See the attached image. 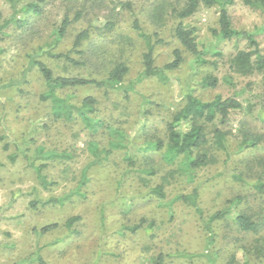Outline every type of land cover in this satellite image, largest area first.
<instances>
[{
	"label": "rangeland",
	"instance_id": "rangeland-1",
	"mask_svg": "<svg viewBox=\"0 0 264 264\" xmlns=\"http://www.w3.org/2000/svg\"><path fill=\"white\" fill-rule=\"evenodd\" d=\"M157 1L106 0L105 8L90 12L76 23L68 39L57 49L68 51L73 46L72 35L87 27L89 20L94 27H100L105 23L104 18L112 16L117 22V32L110 38L116 42L112 47L120 45L117 61L127 62L126 82L135 84V91L129 93L128 100L120 93H112L106 98L103 91L93 88L72 91V101L76 104L88 95L98 97L101 101L99 116L106 124L121 129L127 144L137 143L131 144L132 150L138 147L133 152L134 166L125 160L121 151L115 152L102 165L88 169L90 182L85 186H80L79 181L92 161L87 141L96 137L102 146H107V139L114 135L107 130L95 132L87 129L81 120L76 123L56 120L50 103L40 100L46 90L41 75L37 69L29 67V55L35 54L38 46L52 39L55 26L60 24L68 9L79 3L78 0H50L44 15L36 22L39 35L21 41L12 32L6 41H0V264H21L39 250L50 264H152V258L159 253L167 255L165 264H206L202 254L206 252L207 243L200 219L193 208L182 202L173 203L176 195L189 194L195 188L199 189L200 204L207 216L226 209L227 200L238 194L248 196L250 204L258 201L255 210L264 214V194L233 176L238 170H247V161H253L256 171H262L264 120L259 116L261 109L264 112L262 76L233 74V84L221 81L217 89H205L201 84L202 77L208 73L223 79L229 73L227 59L240 50H248L247 39L224 40L215 34L220 30L219 6H201L194 16L183 21L170 13L165 26L158 28L151 20L152 5ZM184 1L168 0L171 9L179 8L178 4ZM10 12L6 0H0V13L8 17ZM229 14L232 27L255 34L264 50V14L251 9L244 0H235L229 7ZM136 19L147 34L157 33L164 41L155 49L157 67L172 62L175 50L183 52V65L167 72V81L157 77L143 79V55L147 49L134 29ZM179 22L196 30L199 49L208 60L216 61L218 68L209 65L199 69L192 55L175 37ZM217 51H221L223 57L217 56ZM101 61L100 68L93 67L91 62L82 68H72L70 73L103 79L112 64L104 68L106 63ZM47 63L57 73L64 71L62 65L49 58ZM191 91L204 101H211L217 95L242 101L244 110L234 112L225 126L230 133L229 145L234 155L227 162L224 155L218 165L199 170L192 180L181 177V180L172 181L167 187V199L160 201L148 195V186L160 183L166 168L163 165L158 167V177L149 178L147 183L140 180L135 170L142 163L139 148L144 141L142 133L146 129L165 139L166 122L172 112L184 104L185 95ZM144 98L151 100L147 107L142 105ZM244 127L263 137V149L238 153L236 146ZM24 141L23 152L32 158L36 156L37 148L70 155V158L49 163L44 169L43 174L54 183L48 188L27 165L23 152H19L16 163L9 161L8 156L15 152L14 143L24 145ZM9 142L11 148L5 150L4 146ZM154 157H161L160 152L154 153ZM36 163L40 165L48 161L38 159ZM253 176H246V181L252 182ZM52 198L63 202L47 206L39 204L37 209L31 206L34 201L44 202ZM235 212L228 214L230 219ZM75 216L82 219L78 224L81 235L68 238L64 224ZM144 217L157 222L153 241L144 230L133 232L129 229ZM54 223L61 227L47 235L37 233V229ZM238 259L241 260V253ZM25 264L35 263L26 261Z\"/></svg>",
	"mask_w": 264,
	"mask_h": 264
},
{
	"label": "trees",
	"instance_id": "trees-1",
	"mask_svg": "<svg viewBox=\"0 0 264 264\" xmlns=\"http://www.w3.org/2000/svg\"><path fill=\"white\" fill-rule=\"evenodd\" d=\"M253 10L261 11L264 14V0H244ZM10 7V14L4 17L0 13V41H6L13 33L21 41L33 38L39 35L40 30L36 28V22L44 13L50 0H6ZM78 4L65 12L60 24L56 25L52 39L44 45L38 46V51L29 55V67L35 68L41 75L45 92L41 94L40 100L48 102L51 105L53 116L56 120L63 122H74L81 120L87 129L99 132L107 130L110 134L107 146H102L96 137L87 141V150L91 154L92 161L86 167L80 186L90 182L88 169L93 165H102L105 161L114 155L115 152H122L125 160L132 166L135 165V157L131 144L126 143L123 131L106 124L99 116V106L101 101L94 95H88L78 104L73 103L72 91L80 88H93L103 91L106 98L110 95L120 93L124 99L128 100L129 93L135 91V84L127 83L126 77L129 73V66L125 61L118 60L119 44L112 47L116 42L112 36L116 34L117 22L112 16L104 18V25L97 27L90 24L72 35L73 46L66 52L58 51L60 44L68 39L71 28L88 16L92 11L98 12L105 8L106 0H78ZM235 3V0H185L178 4L179 8L171 9L168 0H159L152 5L151 20L153 24L162 28L166 24L168 14L183 21L198 12L201 6L211 8L220 7L219 25L220 30L215 34L221 39L231 40L233 38H245L248 41L249 49L240 50L227 59L229 73L222 78L214 73L205 74L201 79V84L205 89H217L221 81L226 84H233L234 76H262L261 85L264 89V50L261 49L255 34L247 31H238L232 27V21L229 14V7ZM172 10V11H171ZM264 27V26H263ZM134 29L138 36L146 44L147 52L143 55L144 70L143 79L157 77L161 81H167V72L178 70L184 63L185 58L181 50H175L173 61L159 68L155 64V49L158 44H162L158 34L149 35L143 30L139 21H134ZM37 30V31H36ZM264 30V29H263ZM13 32V33H12ZM122 37V36H119ZM175 37L184 47L185 51L190 53L199 69L212 65L218 68V63L210 61L205 57L196 42V30L187 28L183 22H179L175 28ZM118 38V37H116ZM217 56L223 57L221 51L216 52ZM57 65H62L64 71L57 73L55 69L47 63L48 58ZM105 61L104 68L112 67L108 70L103 79L92 78L84 75L70 73L72 68H82L93 62V67L100 68L99 64ZM109 62V63H107ZM24 76V75H23ZM150 99L144 98L143 106L147 107ZM251 105L249 108H252ZM264 108V107H263ZM244 110L242 101L234 97L224 98L217 95L211 101H204L196 96L192 91L185 95L184 104L172 112L171 118L166 122V138L157 137L156 133L143 131V143L139 146L142 152V163L135 169L139 173L140 180L144 183L149 182V178L158 177L161 165L166 169L161 176V182L148 186V195L160 201H165L168 197L167 187L172 181L181 180V177L192 180L195 173L204 168H210L218 165L220 159L225 155V162L231 160L234 151L229 145V131L225 129L231 115L236 111ZM148 112H150L148 110ZM260 118L264 120V112H259ZM244 127L239 144L236 146L238 153L245 151H256L263 149V137L256 132ZM152 133V134H151ZM5 138V137H4ZM121 138V139H118ZM142 138V137H140ZM14 143L15 152L8 156L11 163H16L19 154L23 152L25 141ZM23 146V147H22ZM11 143L4 146L5 150H10ZM264 150V149H263ZM20 152V153H19ZM160 152L158 159L154 153ZM27 165L32 168L38 176L40 183L48 188L54 184L48 181L43 174L44 169L51 162L60 159L70 158V155L58 153L57 151L47 152L44 148H37L34 158L23 152ZM48 161L46 164H38L36 161ZM253 161H247V170H238L234 173V178L251 186L260 194H264V164L262 171H256L252 165ZM264 163V159H263ZM254 175L252 182L246 181V176ZM81 194V189L80 191ZM258 197V195H256ZM62 199L52 198L48 201H34L31 206L37 209L39 204L42 206L56 205L62 203ZM182 202L194 209L195 214L201 221L203 231L206 236L207 248L202 255L206 258V264H264V214L262 211L255 210L258 205L250 204L248 196L242 194L235 195L227 200L226 209L220 210L207 216L200 204V192L195 188L189 194H178L174 197L173 203ZM245 204V205H244ZM244 205V206H243ZM235 210V215L231 217L228 214ZM80 216L69 218L64 227L68 232V238L81 235L78 224L81 221ZM61 227L54 223L37 229V233L47 235ZM157 228L155 219L149 220L144 217L141 222L129 229L137 232L144 230L147 236L154 240V233ZM241 253V260L238 254ZM181 256H186L181 254ZM194 256V255H192ZM167 255L159 253L151 260L152 264H165ZM26 261L35 264H50L41 250L32 253ZM19 264V263H17Z\"/></svg>",
	"mask_w": 264,
	"mask_h": 264
}]
</instances>
